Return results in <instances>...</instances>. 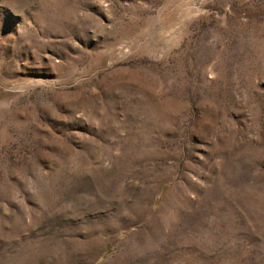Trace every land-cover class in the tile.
Here are the masks:
<instances>
[{
	"label": "rangeland",
	"instance_id": "374dc122",
	"mask_svg": "<svg viewBox=\"0 0 264 264\" xmlns=\"http://www.w3.org/2000/svg\"><path fill=\"white\" fill-rule=\"evenodd\" d=\"M0 264H264V0H0Z\"/></svg>",
	"mask_w": 264,
	"mask_h": 264
}]
</instances>
